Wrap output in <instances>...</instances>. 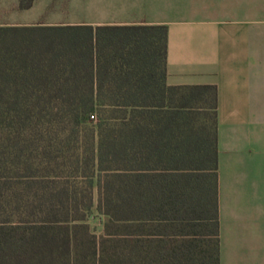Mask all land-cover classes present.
Instances as JSON below:
<instances>
[{
    "label": "trees",
    "instance_id": "16d2710c",
    "mask_svg": "<svg viewBox=\"0 0 264 264\" xmlns=\"http://www.w3.org/2000/svg\"><path fill=\"white\" fill-rule=\"evenodd\" d=\"M8 29L0 28V264H73L107 253L103 236L74 217L78 189L56 186L50 174L44 136L54 105L85 126L93 113L120 116L117 133L98 119L92 151L71 167L92 168L103 231L141 239L130 254L137 264H219L215 88L165 84L166 27L77 25L26 37L28 29ZM66 30L81 35H48ZM207 93L213 133L182 137L188 113L173 104L176 95Z\"/></svg>",
    "mask_w": 264,
    "mask_h": 264
},
{
    "label": "crops",
    "instance_id": "0c3cea01",
    "mask_svg": "<svg viewBox=\"0 0 264 264\" xmlns=\"http://www.w3.org/2000/svg\"><path fill=\"white\" fill-rule=\"evenodd\" d=\"M61 1L77 9L65 24L166 27L165 84L215 88L219 264H264V0Z\"/></svg>",
    "mask_w": 264,
    "mask_h": 264
},
{
    "label": "rangeland",
    "instance_id": "374dc122",
    "mask_svg": "<svg viewBox=\"0 0 264 264\" xmlns=\"http://www.w3.org/2000/svg\"><path fill=\"white\" fill-rule=\"evenodd\" d=\"M1 3V2H0ZM37 3H41L38 1ZM42 3H45L43 1ZM57 6L49 8L34 7L27 10H19V8L9 9L0 8L1 14H16L24 24L17 26H0V28L9 30L10 27L28 29L29 32L24 33V37L30 35H40L34 29H67L70 25L62 23L63 19H68V16L73 13L76 15V8L62 7V1H55ZM19 5V3H18ZM6 14V15H8ZM7 28V29H6ZM20 30V29H19ZM61 34L71 40H77L81 32L76 31H58L48 33V35ZM4 35L10 36L8 33ZM173 104L180 106L184 104L185 111L188 116L182 122L180 135L182 137L200 135L204 138H209L214 130V110L212 94L207 93L204 98H198L191 101L180 100L179 95L175 97ZM51 113L48 118L51 120L49 135L44 140L48 145V160L52 164L50 174L55 178L56 186L60 187L65 183L73 185L78 189L77 210L74 211V217L82 219L89 228V234L95 235L97 239L103 236V248L107 251L103 259H79V262L73 264H134L136 259H132L130 254L137 245L141 246V239L136 235H131L130 232H110L107 235L103 231V220L105 219L102 213L97 208V188L95 181H90L94 172L91 167L83 170H76L71 167L72 161L81 152L85 153L86 150L90 153L94 142V129L98 119H102L106 133H117V129H113L119 122L120 116L110 112L103 113L101 116L95 114V119L91 120L89 126H85L81 119H76L74 113H65L56 110L55 105L52 107ZM37 161V160H35ZM93 172V174H92ZM62 211V210H61ZM64 211V209H63ZM57 217L60 221H65L64 212ZM74 219V218H73ZM71 219V220H73ZM73 222V221H72ZM144 244V243H143ZM148 246V243L144 244ZM146 261H148L146 259ZM137 264V263H136ZM139 264V263H138ZM146 264V262L140 263Z\"/></svg>",
    "mask_w": 264,
    "mask_h": 264
}]
</instances>
